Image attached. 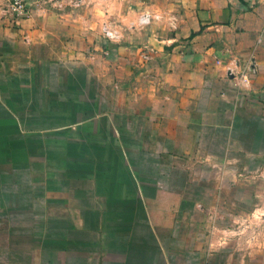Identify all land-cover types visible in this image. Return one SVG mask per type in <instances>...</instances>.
I'll return each mask as SVG.
<instances>
[{"label":"crops","instance_id":"obj_1","mask_svg":"<svg viewBox=\"0 0 264 264\" xmlns=\"http://www.w3.org/2000/svg\"><path fill=\"white\" fill-rule=\"evenodd\" d=\"M56 6L0 0V264H264V0Z\"/></svg>","mask_w":264,"mask_h":264},{"label":"built area","instance_id":"obj_2","mask_svg":"<svg viewBox=\"0 0 264 264\" xmlns=\"http://www.w3.org/2000/svg\"><path fill=\"white\" fill-rule=\"evenodd\" d=\"M43 2L53 3L58 8H63L66 5H72L74 7L81 6L86 0H41ZM56 6V7H57ZM1 11L4 17L8 18L12 23L17 25L20 20L29 16L28 0H2ZM150 21V17L143 16L141 18L142 24H147ZM104 37L108 41H114L118 39V32L109 27L104 28ZM147 56V55H146Z\"/></svg>","mask_w":264,"mask_h":264},{"label":"rangeland","instance_id":"obj_3","mask_svg":"<svg viewBox=\"0 0 264 264\" xmlns=\"http://www.w3.org/2000/svg\"><path fill=\"white\" fill-rule=\"evenodd\" d=\"M259 199H261V197H259ZM261 204L262 203H261V200H260V205ZM254 214L256 215V217L261 218L264 215V209H263V207H261V206L256 207ZM263 228H264V224L262 222V219L257 220L255 222V224H254V230L255 231H262ZM243 243H246V241L244 240ZM255 264H258L257 259L255 260Z\"/></svg>","mask_w":264,"mask_h":264}]
</instances>
